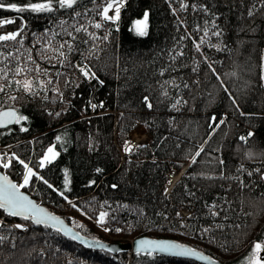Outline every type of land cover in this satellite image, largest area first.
I'll return each instance as SVG.
<instances>
[{"label":"trees","instance_id":"1","mask_svg":"<svg viewBox=\"0 0 264 264\" xmlns=\"http://www.w3.org/2000/svg\"><path fill=\"white\" fill-rule=\"evenodd\" d=\"M115 1L34 12L31 5L47 0H0V21H14L0 23V35L23 29L16 41H0V67L32 69L0 79V109L17 112L0 128V148L11 147L0 171L18 184L24 167L13 154L29 163L42 179L21 189L84 236L168 238L224 264H247L264 240V0H123L118 18L103 20ZM78 25L87 32H75ZM65 40L72 51L60 48ZM9 53L19 59L9 63ZM137 125L150 139L121 157ZM49 147L56 156L40 168ZM188 162L165 195L169 170ZM0 225V264H200L86 248L2 209Z\"/></svg>","mask_w":264,"mask_h":264},{"label":"snow or ice","instance_id":"2","mask_svg":"<svg viewBox=\"0 0 264 264\" xmlns=\"http://www.w3.org/2000/svg\"><path fill=\"white\" fill-rule=\"evenodd\" d=\"M76 2H77V0H47V3L34 4V5H31L30 8L34 12H41V11L51 12L54 10V4H58L59 8H72ZM93 2H95V0H93ZM0 7H4V5H0ZM9 7L11 10H15L17 12H21V11L25 10L22 7L18 8L14 4L10 5ZM111 8H112V4H108L103 9V12L101 14V18L103 20L118 18V15H119V9L118 8L116 11V17H110L107 14L109 9H111ZM76 15L79 16L80 13H76ZM147 18H148L147 13H145L144 21H146ZM13 22H14L13 20L0 21V23H3V24H10ZM66 23H67L66 21H63V22H61V25L63 26ZM138 23L142 24L143 21L138 22ZM95 27L98 29L101 27V24L96 23ZM22 31H23V29H19L15 33L7 34V35H0V41H8V40L16 41L17 37L20 36ZM65 31L67 32V30H65ZM82 31L87 32V27L84 25H78L75 27V32L79 33ZM139 34L144 35L145 33L143 30H140ZM67 35L71 38V41H75L78 39L77 36H75L72 32H67ZM207 35H208L207 31H205V36H207ZM214 35H219V33H214ZM104 39H107V37H104ZM18 42L21 45L23 43L22 39ZM84 42L86 43L87 41H84ZM65 46H67L69 51L73 50V44L69 40H65L60 45V48L63 49ZM0 55H2V54H0ZM59 55L61 57H65V53L62 51L59 52ZM18 59H19L18 57L13 56L11 53H9L7 57H5V60H8L9 63L11 62V60H18ZM36 70L39 71L38 66H37ZM25 71L31 72L32 69L27 68V67H20V66H17L14 69H10V68H8L7 64H4L2 67H0V79H4L10 83V81L8 80V77L10 74L13 76H19ZM80 71L86 78H95L94 74H92L91 77H89L90 70H85L82 68V69H80ZM17 83L19 84L20 82L17 81ZM49 83H51V81H49ZM23 86H24L25 90H28L31 87V82H25ZM4 87H5V85H0V92L4 91ZM11 99H15V97H11ZM144 99H145V102L147 103V106L149 108H151L152 105L150 102H148V98L145 97ZM93 107L95 108V107H97V105H93ZM3 117L6 118L7 122H11V120L15 117V113L12 111L5 112V113H3ZM222 122L223 121H221V123ZM0 123H2V122H0ZM213 124L215 125V118H213ZM126 151H127V149H126ZM196 155L198 156L199 152H197ZM55 156H56V153L53 151V148L49 147L47 149V154H45V156L39 161L38 166L40 168H43L44 165L46 163H50L51 160ZM13 157H14V159H17L20 164L23 165L24 169H26V172L24 173V176H23V183L20 184L19 186L9 182L7 177L0 176V209H2L9 217H21L25 221L31 220L32 223H34L36 225L47 224L49 221H51L53 227L57 224H60L61 222L58 221L55 217L49 216L47 213L44 212L43 209L38 208L36 205H34L32 203V201H30L27 198V196H25L21 193L20 189L25 187L26 185H28L32 177H36L37 179H42V177L38 176L37 173L34 172L31 167H29L28 163H25L23 160H19L18 158H16L14 156V154H13ZM193 162H195V158H193ZM2 166L4 168H7L10 166V162L9 163H3ZM97 171H100V170L97 169ZM45 183H47V182L45 181ZM65 183L67 184V179L65 180ZM48 187L51 188L52 185L49 184ZM113 187L115 188L116 186L113 185ZM212 214L216 215V213H214V212ZM105 215H106V213L100 214V217L98 218V223H103ZM2 226L3 225H0V227H2ZM15 227L17 229L23 230L24 226L21 224H17V225H15ZM56 231L57 232L61 231V228H56ZM117 231H119V229H117ZM0 239H3V237H0ZM139 244L142 246L143 245H150L152 251L166 252L170 255H175V256H195L196 255V253L193 252L192 250L186 249V248H180L178 245L159 244V243L150 242V241H140ZM256 247L259 248V245H257ZM138 250H139V248H138ZM200 258L204 259V257H200Z\"/></svg>","mask_w":264,"mask_h":264},{"label":"water","instance_id":"3","mask_svg":"<svg viewBox=\"0 0 264 264\" xmlns=\"http://www.w3.org/2000/svg\"><path fill=\"white\" fill-rule=\"evenodd\" d=\"M9 111H12L15 113V117L11 120V122H7L6 118L3 117V113L9 112ZM16 118H17V112L13 107L1 108L0 109V122H2V123H0V128H6V127L11 126L12 124L15 123ZM189 162H188V164H189ZM0 176L7 177L9 182L16 184L8 176H6L2 171H0ZM20 191L23 195L27 196V198L30 201H32V203L34 205H36L38 208L43 209L44 212L47 213L49 216H53L58 221L61 222L60 224H57L54 227L52 226L51 221H49L47 224H41V225H45V226L50 227V228L55 229V230H56V228H61V231H59V232L63 236L76 241L78 244H80L83 247L90 248V249L105 250L111 254H117L119 252L128 251L130 253L155 254V255H160V256H164V257L187 259V260H191V261H194V262L200 263V264H224L223 262H221L219 260H215L212 257H210L209 255H206L203 252H201L195 248L190 247L189 245L182 244V243H179L175 240L168 239V238H151V237H147V236H138V237H135L128 242H120V241L107 242V241H102L99 239L84 236V235L80 234L78 231H76L74 228H72L68 223H66L62 217L50 212L45 206L38 204L35 201V199L32 198L27 192H25L22 189H20ZM140 241H150V242H155V243H159V244L178 245L180 248H186V249L192 250L193 252L196 253V255L195 256H175V255H170L166 252L152 251L150 245H143L142 246L139 244ZM138 248H139V250H138ZM200 257H204V259H201Z\"/></svg>","mask_w":264,"mask_h":264},{"label":"rangeland","instance_id":"4","mask_svg":"<svg viewBox=\"0 0 264 264\" xmlns=\"http://www.w3.org/2000/svg\"><path fill=\"white\" fill-rule=\"evenodd\" d=\"M110 4H112V6L113 5H115V4H119L120 5V9H121V7L123 6V0H118V1H115V2H112V3H110ZM120 9H119V11H120ZM116 17V16H115ZM117 18H115V19H109V20H111V21H115ZM4 35H7V34H4ZM262 60H261V72H262V78H263V85H264V49H263V52H262V58H261ZM135 128H137L138 130H140V131H136V133H134V134H132V132L133 131H131L130 133H129V135H128V139L129 138H131V137H134V138H141L144 142H145V144H147L148 143V141H149V139H150V136H149V134H148V132H147V130L145 129V128H143L141 125H137ZM134 130V129H133ZM124 149H125V145H124V147L120 150V155H121V157H127V158H129V155H125L124 154ZM123 154V155H122ZM9 157L10 156H7V157H5V156H2L1 157V163H0V165L2 166V164L3 163H7V161L9 160ZM188 164V163H187ZM187 164L186 165H184L180 170H183V172H184V170H185V167L187 166ZM180 170H177V171H180ZM177 173H179V172H177ZM180 177H181V175H180ZM180 179V178H179ZM20 183L22 184L23 183V181H20ZM27 186V185H26ZM172 188H173V186H172ZM171 188V189H172ZM167 189H168V186H167ZM166 189V190H167ZM170 191L171 190H169L167 193H164V194H169L170 193ZM166 192V191H165ZM186 213L187 215H188V213L187 212H185V211H181L180 212V214H179V216L181 217V214L182 213ZM182 214V215H186V214ZM186 215V216H187ZM185 216V217H186ZM182 221V220H181ZM22 225H27L25 222H22ZM132 240V239H131ZM128 241H130V240H128ZM128 241H125V242H128ZM112 242V241H111ZM121 242V241H120ZM257 245H259V248H257L256 246ZM247 264H264V240H263V242H257V243H254L253 244V247H252V250H251V253H250V256H249V258H248V260H247Z\"/></svg>","mask_w":264,"mask_h":264},{"label":"built area","instance_id":"5","mask_svg":"<svg viewBox=\"0 0 264 264\" xmlns=\"http://www.w3.org/2000/svg\"><path fill=\"white\" fill-rule=\"evenodd\" d=\"M144 145H146V144L141 138L131 137V138H129L127 140V142L125 144L124 154L127 156V155L131 154L134 150H136V149H138V148H140V147H142ZM126 149H127V151H126ZM10 154H11V147L10 146H6V147L0 148V163H1V157L2 156L7 157ZM25 172H26V169H24V173ZM177 172H179V173H177ZM182 174H183V170H180V171H177L175 169H170L169 170V172L167 173V186H168V189H167V186H166L167 190L165 189L166 192L164 191V193H167L169 190H171L172 186H174L177 183V181L180 178V175L182 176ZM23 176H24V174H23ZM23 176H22L20 181H23ZM20 184L21 183L19 182L17 184V186H19ZM165 195H167V194H165ZM182 214H181V220L183 221L187 214L186 213H184L186 215H182ZM17 224H21L22 225V222L13 223L12 225L15 226ZM23 226H24L23 227V230H24L27 227V225H23ZM19 230H21V229H19Z\"/></svg>","mask_w":264,"mask_h":264},{"label":"bare ground","instance_id":"6","mask_svg":"<svg viewBox=\"0 0 264 264\" xmlns=\"http://www.w3.org/2000/svg\"><path fill=\"white\" fill-rule=\"evenodd\" d=\"M117 8L120 9V5H119V4H115V5H113L112 8L109 9V11H108L107 14H108L110 17H115V16H116ZM135 127H136V126H135ZM135 127L133 128L134 130L132 129V131H133L132 134L136 133V131H140V130H138V129L135 128Z\"/></svg>","mask_w":264,"mask_h":264}]
</instances>
